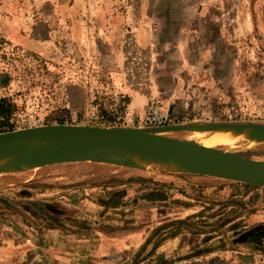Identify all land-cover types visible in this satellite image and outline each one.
Here are the masks:
<instances>
[{
    "label": "rangeland",
    "instance_id": "rangeland-1",
    "mask_svg": "<svg viewBox=\"0 0 264 264\" xmlns=\"http://www.w3.org/2000/svg\"><path fill=\"white\" fill-rule=\"evenodd\" d=\"M1 98L0 132L140 127L151 98L173 124L264 125V0H0ZM0 199V264H264L260 186L80 161L0 173Z\"/></svg>",
    "mask_w": 264,
    "mask_h": 264
},
{
    "label": "water",
    "instance_id": "water-1",
    "mask_svg": "<svg viewBox=\"0 0 264 264\" xmlns=\"http://www.w3.org/2000/svg\"><path fill=\"white\" fill-rule=\"evenodd\" d=\"M217 127L246 129L255 143L264 142V125L261 124H171L156 128L50 124L0 132V159H9L12 173L80 161L145 170L128 158L138 155L149 160L184 164L181 171L172 173H191L264 187V160L167 135ZM0 173L7 171L0 167ZM0 200L9 205L7 200ZM31 204L44 214L38 203Z\"/></svg>",
    "mask_w": 264,
    "mask_h": 264
},
{
    "label": "bare ground",
    "instance_id": "bare-ground-1",
    "mask_svg": "<svg viewBox=\"0 0 264 264\" xmlns=\"http://www.w3.org/2000/svg\"><path fill=\"white\" fill-rule=\"evenodd\" d=\"M200 133H206L205 136L199 135L196 139L193 138L191 141L195 144H199L205 147H215V144H229L233 143L237 139L245 141L248 146L253 145L256 140L250 135V131L246 129H235V128H214L209 131H202ZM228 151V150H227ZM129 160L140 165L146 171L157 172V173H172L181 171L185 166L183 163L170 161V162H160L155 160L144 159L138 155H130ZM0 167L4 168L7 173H12L10 162L8 158L0 159ZM36 168V167H35ZM34 168V169H35Z\"/></svg>",
    "mask_w": 264,
    "mask_h": 264
},
{
    "label": "built area",
    "instance_id": "built-area-1",
    "mask_svg": "<svg viewBox=\"0 0 264 264\" xmlns=\"http://www.w3.org/2000/svg\"><path fill=\"white\" fill-rule=\"evenodd\" d=\"M175 122V116L158 100L151 98L138 120V126L156 128L171 125Z\"/></svg>",
    "mask_w": 264,
    "mask_h": 264
},
{
    "label": "trees",
    "instance_id": "trees-1",
    "mask_svg": "<svg viewBox=\"0 0 264 264\" xmlns=\"http://www.w3.org/2000/svg\"><path fill=\"white\" fill-rule=\"evenodd\" d=\"M12 110V104L8 102L6 99L1 98L0 99V119L1 118H8ZM1 124V122H0ZM1 126V125H0ZM2 128H0V131Z\"/></svg>",
    "mask_w": 264,
    "mask_h": 264
},
{
    "label": "crops",
    "instance_id": "crops-1",
    "mask_svg": "<svg viewBox=\"0 0 264 264\" xmlns=\"http://www.w3.org/2000/svg\"><path fill=\"white\" fill-rule=\"evenodd\" d=\"M139 102V101H138ZM142 104H144V102H141ZM92 247H94L93 245H91V246H87V248H92Z\"/></svg>",
    "mask_w": 264,
    "mask_h": 264
},
{
    "label": "flooded vegetation",
    "instance_id": "flooded-vegetation-1",
    "mask_svg": "<svg viewBox=\"0 0 264 264\" xmlns=\"http://www.w3.org/2000/svg\"><path fill=\"white\" fill-rule=\"evenodd\" d=\"M39 207H40V205H39ZM42 210V209H41ZM43 211V210H42ZM45 215H47L46 213H44ZM49 217V216H48Z\"/></svg>",
    "mask_w": 264,
    "mask_h": 264
}]
</instances>
